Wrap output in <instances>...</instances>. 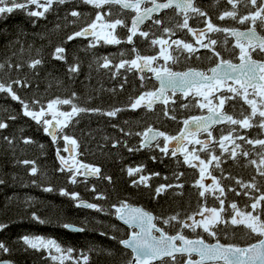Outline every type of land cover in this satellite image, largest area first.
Returning <instances> with one entry per match:
<instances>
[{"label":"trees","instance_id":"obj_1","mask_svg":"<svg viewBox=\"0 0 264 264\" xmlns=\"http://www.w3.org/2000/svg\"><path fill=\"white\" fill-rule=\"evenodd\" d=\"M198 5L208 17L211 16L213 11L210 0H199ZM109 8L111 13L104 17L105 21L122 19L127 25L117 26L115 29L114 34L121 43L93 41L90 36L68 40L69 35L91 23L97 11L103 12ZM30 10H36L35 6H30ZM72 11L80 12L81 16H71ZM134 14L130 10L121 11L119 5H105L103 9H95L92 5L83 3V0H66L65 4H54L44 17H30L25 10H14L0 16V64L4 65L0 69V82H24L23 85L13 84V91L32 109L38 110V105L33 103L35 100L46 107L49 101L57 97L71 98L72 93L76 94L73 103L79 108L99 109L100 111L79 112L73 116L58 137L66 134L74 138L77 141V158L81 162L98 166L101 172L100 177L78 176L76 183H72L71 176L74 173L66 168L60 171L63 165L57 156L59 150L66 157V142L58 138L54 143L40 124L23 115V107L19 101L13 100L7 93H0V122L8 125L7 128L0 129V180L3 181L0 183V224L7 225L0 230V242L9 249L6 253L0 252V259H10L12 264H58L51 260L46 250H33L22 240L24 236H43L55 239L64 248L75 249L73 256H78L81 251L87 254L89 264H127L132 253L118 241L128 236V229L115 216L116 207L113 205L118 206L124 199H136L153 208L161 220L177 213L181 220L187 219L197 213L205 201L209 207L219 206L212 196H199L201 189L194 186L199 179V169L189 168L182 161L183 158L167 155L166 158L156 160L135 150L140 149L142 139L136 133H142L146 124L153 125V121L150 120L151 116H146L142 121L143 114H133L136 110L129 109L128 105L141 93L152 90V82L144 76L142 80V75L135 69L128 70V65L118 71L116 66L121 61H131L135 52L141 55L160 52V45H152L151 40L169 35L162 31L163 27L171 28L175 34L170 36H176L180 32L176 24L182 23V16L176 15L174 9H166L153 17L161 19L162 25H154L150 19L140 29L149 33L148 38L141 37L138 32L133 42L128 43V29ZM204 19L194 17L192 21L197 25L204 23ZM193 23L191 27H195ZM58 46L65 49L63 60L54 58L55 48ZM104 58L111 62L108 68L102 67ZM35 59L42 63L33 69L29 65ZM206 59L196 60L194 65L213 61ZM73 65H79V70L75 73L69 71ZM235 100L237 106L233 107L232 113L234 118H241V111L247 114L250 108L242 98L237 97ZM59 107L64 111H71L70 105ZM116 108L123 111L118 112L115 117L103 114ZM12 116L16 118L10 119ZM224 126L227 134L228 125ZM233 135H243L246 139H264V131L255 126L241 129ZM25 140L30 143H25ZM237 142L250 155H238L236 160H232L227 158V153L223 154V177L229 178H222L219 169L212 166L209 168L211 176L208 178L212 180L211 177L215 176L224 188L221 198L225 201L226 217L230 212V203L235 202L242 209L250 203L249 196L244 194L249 190L241 188L236 180L249 182L255 177L259 191L251 190V195L259 196L264 193V177L259 176L256 167L248 163L250 159L259 160L256 154L262 151L261 147L256 145L253 148L243 140ZM129 148L134 150L129 151ZM215 154L220 156L221 150H217ZM25 160L34 163L24 164ZM162 160L164 161L161 163L157 162ZM144 162L147 163L146 172L152 181L147 187L133 185V181H138L139 176H130L127 169L141 166ZM32 167L37 169L35 174L31 173ZM155 173L159 175H154ZM180 173L183 175H179ZM161 185L173 187L166 188L157 196L155 190ZM176 185L183 187H175ZM45 188H52V191H45ZM62 190L69 194L78 193L79 199L73 200L70 195H62ZM237 192L240 194L237 195ZM101 196L102 198H98ZM82 199L97 204L103 211L78 207V202ZM34 215L46 223H39L33 219ZM64 224L84 227L86 231H71L64 228ZM180 227L179 223L172 221L171 225L163 228L168 233H175ZM217 227L224 229L218 231L220 242L247 245L259 239L255 235H246L247 230L243 225ZM102 232L107 235H100ZM183 233L190 238L203 237L205 240L216 241L198 229L193 232L190 228H185ZM112 236L116 239H111ZM90 249L94 250L89 251ZM185 258L178 255V264H183ZM65 264H71V261H65Z\"/></svg>","mask_w":264,"mask_h":264},{"label":"snow or ice","instance_id":"obj_2","mask_svg":"<svg viewBox=\"0 0 264 264\" xmlns=\"http://www.w3.org/2000/svg\"><path fill=\"white\" fill-rule=\"evenodd\" d=\"M218 2V0H217ZM66 0H0V16H5L12 13L14 10H25L30 17H44L45 14L53 7L54 4H65ZM83 3L92 5L95 9H103L105 5H119L120 10H130L135 13L131 21V27L128 29L129 35L127 42L132 43L133 37L139 35L144 38H148L149 33L146 31H140L139 26L142 25L146 20L152 19L154 25H162L161 19H153L154 13L162 12L166 9H174L176 15L182 16V23H177L176 27L181 29H187L189 33L195 37V43L200 48H209L213 51V54L218 58L216 66L209 69L211 75L205 72L197 71L195 69H189L185 72L173 71L168 66V61L172 63L178 62V56L173 57L167 54V48L171 47L169 41L163 38H155L151 40L152 45H160V56L164 58L165 63L159 68L152 67L153 61L157 60L155 56L142 57L139 54L136 58L131 61H121L117 66V71L121 68L129 66L128 70L138 69L143 72L144 69L152 72L155 79L159 82V87L154 91H146L141 93L138 97L132 99L128 105L132 110L138 108L152 109L154 104L159 102L164 105L169 103V93L173 95L176 92L183 94L185 98L189 95L197 97L202 96L203 102L199 104V107L208 109V115L206 116H193L183 121V129L176 136H169L166 133L154 130L152 127H148L143 133H136V135L142 136L140 147L151 148L155 142V147L159 149L164 155H169V145H172L171 155L176 156L177 153L184 155V162L190 167L199 168V179L195 182V187L201 189L199 191L200 197H205L206 194L212 196L218 201L219 206L209 207L207 203L201 205L200 210L194 215H190L187 219L181 220L179 214L170 216L163 219V223L171 225L172 221H176L181 225L175 235H169L163 227L158 226L154 221L158 219L148 211L133 207L127 202H121L116 207L115 215L125 225H128L132 231L128 234L127 239H120L119 244L123 245L125 249L131 250V257L128 259L127 264H178L177 256L179 255L183 259V264H264V193L259 196H252L251 190L259 191L257 184L255 183V177L252 181L243 182L236 180V183L245 191V195L249 196L250 203L245 207L239 208L235 202L230 203V212L227 217L224 215L226 209L224 207L225 201L221 197L224 195V188L220 185L219 180L215 176H212V183L206 185L203 181L205 180L206 174L211 176L208 172L210 166L221 171L223 177V169L221 164L224 162L223 154L227 153V158L236 160L238 155L243 157H249L250 152L245 150L241 144L237 143V140H243L246 144L252 145L255 148L259 145L262 149L256 155L257 159H250L249 164L256 167V171L259 176L264 177V139H246L243 135L233 136V133L238 132L241 129H250L252 127H258L264 131V60L253 59L252 53L258 52L260 55H264V36L260 35L257 31V22L262 30H264V0H227V3L232 5V10L224 11L220 14L217 19L223 21L226 18L235 21L238 24H248L249 27L241 31L236 28L220 27L212 23L208 14L202 11L196 6L195 0H83ZM243 3L245 7L248 5L252 6V9L245 15H240L237 11V5ZM150 5V6H147ZM30 6H35L36 10H30ZM42 9V10H41ZM111 13V8L107 11H97L95 19L87 24L86 27L80 31L74 32L68 36V40L71 41L76 37L82 36H99V27H106L110 29L108 33L102 37L106 43L119 44L121 40L114 35L117 26H124L122 19H115L114 21H105L104 17ZM191 14H195L196 17H204L205 28L193 29L189 26V20L193 18ZM73 17H80L81 13L72 11L70 13ZM162 31L169 35L175 33L171 28L163 27ZM208 33H225V43H227L228 37L235 38L234 50L239 49L238 60L239 63H233L232 60H225L220 56L219 52L215 51L217 40L212 39L208 36ZM207 38V43L205 39ZM172 44L176 46L178 53L187 52L193 54L198 49L194 47L192 43H186L182 40H174ZM95 46V44H93ZM167 46V47H166ZM135 51V49H133ZM65 49L61 46L55 48L54 58L63 60ZM199 58V57H197ZM42 63L41 60H33L29 67L35 69L37 65ZM110 61L104 58L102 67L108 68ZM20 67V65H16ZM4 65L0 64V69H3ZM79 70V65L70 66L69 71L75 73ZM143 80L144 77L142 76ZM231 82V83H229ZM24 82L20 80H13L11 83L5 84L0 82V93H7L13 100L19 101L23 107V115L30 117L37 124L43 127V131L51 136L52 141L55 143L58 138L63 139L67 145H76L77 141L63 134L58 137V132L62 133L63 129L68 126L71 118L77 115L79 112L84 111H100L99 109H83L79 108L73 100L76 97L75 93H72L71 98L61 99L57 97L47 103L45 107L40 103L39 100L33 101L34 104L38 105L37 109H32L28 103L21 99L13 91V84L23 85ZM226 89V91H223ZM220 92L219 96L215 93ZM230 94V95H229ZM209 97H212L211 99ZM240 97L249 106L250 111L244 114L243 110L240 113L241 118H234L222 111L226 101L236 99ZM213 100L217 101L216 105H213ZM174 103V101H173ZM57 105H70L71 111L64 112L59 111ZM188 107V105H183ZM123 109L116 108L106 113L109 117H115L118 112ZM167 111L165 115H167ZM51 117L50 119L48 117ZM12 116L10 119H15ZM258 118V119H257ZM172 119H175L173 116ZM255 121V123H253ZM217 124H227V134L221 129V133L218 139L212 137V126ZM233 126H238L233 127ZM8 125L4 122H0V129L7 128ZM123 131V129H121ZM207 133L209 139L200 140L198 135L200 133ZM131 135V133H126ZM163 137L165 143L161 147L159 138ZM191 138V139H189ZM7 139V138H6ZM175 142L174 144L172 142ZM25 143H30L29 140H25ZM218 145L221 150V155L215 154V149L210 146L212 143ZM192 144L193 148L189 151L188 145ZM196 145H199V151H206V159H201L200 155L197 154ZM231 146V147H230ZM129 151L134 149L129 148ZM139 150V148L135 149ZM239 150V152L237 151ZM65 152L69 151L66 146ZM58 158L62 164L65 165L69 172L74 174L71 176V182L76 183V176L80 174V168H84V175H95L100 172L98 167H90L88 165L75 166V162L69 163L63 156L59 155L57 150ZM155 159V157H153ZM198 161V163H194ZM215 162V163H213ZM24 164L34 163L27 160L23 161ZM60 171H64V167L60 168ZM128 174L131 176L135 173H141L142 167L128 168ZM37 169L31 168V173L35 174ZM154 175H159L155 173ZM179 175H183L180 173ZM179 177H177L178 179ZM107 179H111L107 177ZM149 177L141 175L139 180L133 181V184H144L147 187V180ZM0 183H3L0 180ZM173 187V185H161L156 188V195H160L166 188ZM175 187H183V185H176ZM235 191V189H229ZM45 191H52V188H45ZM93 191L95 189L93 188ZM62 195H70L73 200L79 199L78 193L69 194L66 191L61 192ZM237 195L240 193L237 192ZM98 198H102L98 197ZM78 207H84L88 209H95L96 211H103L97 204L81 202L77 205ZM250 209V210H249ZM196 216L200 219L197 220ZM33 219L43 224L46 221L40 219L37 216H33ZM191 220V223L188 221ZM243 225L247 230L246 235H255L258 237L256 243L249 244L248 246L241 247L237 244H225L221 243L218 237V231L224 229H218L217 226L224 225ZM7 225L0 224V230L6 228ZM64 228L70 229L75 232H84V227H74L70 224H64ZM185 228H190L193 232L197 229H202L204 233H207L210 237L216 240L215 243H206L203 237L198 239H189L183 234ZM154 233H158L155 235ZM102 236H106L107 233H100ZM111 239H116L112 236ZM23 243L37 251L46 250L52 261H57L58 264H65V261H71V264H89V256L82 251L78 256H73V252L76 251L73 248L62 247L55 239L45 238L43 236H24L22 237ZM179 242V243H177ZM55 251V255L53 254ZM90 249L89 251H93ZM9 249L3 242H0V252H8ZM110 254V253H109ZM197 256L198 259H193V256ZM0 264H7V262H0Z\"/></svg>","mask_w":264,"mask_h":264},{"label":"flooded vegetation","instance_id":"obj_3","mask_svg":"<svg viewBox=\"0 0 264 264\" xmlns=\"http://www.w3.org/2000/svg\"><path fill=\"white\" fill-rule=\"evenodd\" d=\"M198 1L199 0H195V4H196L197 7H199L202 10V8L198 5ZM147 6H149V5H147ZM210 7H211V11H213V13L210 16L213 24L218 25L220 27L236 28V29H239V30L247 29L249 27L248 24H238L235 21H233L231 19H228V18H226L223 21L217 19V17L220 14H222L224 11L232 10V5L228 4L227 0H218V2H217V0H210ZM250 10H254V9H252L251 5H248L247 7H245V5L243 3H239L237 5V11L239 12L240 15H245ZM156 15H158V14H156ZM156 15H154V16H156ZM190 15H192L193 18L196 17L195 14H191L190 13ZM193 18L189 20V26L190 27H191V23H193V21H192ZM147 21L144 23V25L147 23ZM193 24L195 25L196 23H193ZM256 27H257V31L261 35L264 36V30H262L260 28L259 22H257V26ZM192 28L193 29L205 28V24L204 23H200V24L195 25V27H192ZM102 29H103V27L101 28V30ZM179 29H180V32L178 34H176V36L167 35V36L162 37L163 39L168 40L169 41V45H171V47L167 48V54H169V55H171L173 57H177L178 56V62L172 63V61H168V66H170L173 71H185V70L190 69V68H195V69H200L203 72L209 74L210 73L209 69H211L213 66L216 65V63L218 62V58H216L214 56L213 51L211 49H209V48H200L199 45H197L195 43V37H193L192 34L187 31V29H181V28H179ZM225 35H226L225 33H208L209 37H211L212 39L217 40V44L215 46H213L215 48V51L219 52L220 56L223 59L232 60L233 63H238L239 60H238L237 57H238L239 49H235L234 50L235 38L229 36L228 40H227V43H225ZM174 40H182V41H184L186 43H192L194 45V47H196L198 49V51H196L193 54H189L186 51L183 52L182 54L178 53L175 50L176 46L174 44H172V41H174ZM204 42L205 43L208 42L207 38L205 39ZM137 54L141 55V53L135 52V56H134L133 59L136 58ZM143 56H146V57L155 56V57H157V60L153 61L152 67L159 68L161 65H163L165 63L164 58L162 56H160V52H158L157 54H153V55H143ZM252 56H253V59L264 60V55H260V54H258V52H253ZM197 57H199V58H197ZM202 58L203 59H205V58L211 59L213 61L210 62V63L206 62L205 64L199 65V66L194 65L195 64L194 62L196 60L199 61ZM183 59H186V61L184 62ZM189 60H191V61H189ZM135 70L137 71V73L139 75H142L145 78L151 80V82H152V85H151L152 86V90H149V91H154V90H156L159 87V83L154 78V76H153L154 74L152 72H150L148 70H145L143 72H140L138 69H135ZM229 83H231V82H229ZM223 91H226V89H224ZM168 95H169L170 99H169V103L167 105H164L162 103L157 102V103L154 104L152 109H146V108L141 107V108L136 109V112L133 113L135 115H139L140 114L139 116H141V114H143L141 116L142 117V121H144V119H146V116H151L150 120L153 121V123H152L153 125L146 124V126L144 127L142 133L148 127H154V128H158V129L163 130V132L166 133L169 136H174V135H176L177 133H179L181 131V129L183 127V121L184 120L189 119L190 117H193V116H201V115L208 114V109L207 108L202 109V108L199 107V104L203 102V97L202 96L197 97V96H194V95H189L187 98H185L183 96V94L180 93V92H176L174 95L172 93H169ZM215 95L219 96L220 92L215 93ZM209 98L211 99L212 97H209ZM173 101H174V103H173ZM185 104L188 105V107H184L183 105H185ZM216 104H217V101L213 100V105H216ZM234 106L235 107L237 106V101L235 99L228 100V101L225 102L222 111L233 116L232 109H233ZM129 109H131V108H129ZM166 111L168 113L167 115H165ZM173 116L175 117V119H172ZM147 122H148V120H147ZM154 124H155V126H154ZM224 125H226V124L213 125L212 129H211L212 137L218 139L219 136H220V133H221V129L225 130V128H226V126H224ZM197 138L200 139V140L209 139L208 134L204 133V132L200 133ZM142 139H143V137H142ZM142 139H141V141H142ZM189 139H191V138H189ZM159 143H160L161 147L164 146L165 141H164L163 137L159 138ZM195 147L197 149V154L200 155L201 159H206V151H199V148H200L199 145H196ZM210 147L215 149V153L217 152V150H220L218 145L215 144L214 142L212 143V145ZM188 148H189V151H191L192 148H193V145L189 144ZM139 151L142 152L143 154L145 153V154L150 155L151 159H153V157H155L156 160L167 157V155H164L163 153H161L159 151L158 148L155 147V143L153 144V147H151V148L140 147ZM171 151H172V148L169 149V155L171 157L178 158L180 156L181 159L183 158L182 161H184V155L182 153H177L176 156H172L170 154ZM69 159H71L69 163H72V161H74V162L77 161V163H79L78 162V158L77 159L73 158V155H70V157H67V160H69ZM164 160L157 161V162L161 163ZM194 163H198V161H194ZM184 164L187 165L189 168H193V167H190L187 163H184ZM146 165H147V163L144 162L143 165H141V166L137 165L136 167H134V168L142 167V169H143V171L141 173H135V174L136 175L138 174L139 177L141 175L149 177L150 175H148V172H146V171H148L147 168L145 167ZM196 169H199V168H196ZM139 177L137 178L138 180H139ZM151 181H152V179H151ZM151 181H150V178H149L147 180V182H146L147 185H149V182H151ZM136 185L145 186L144 184H136ZM123 202L131 203L132 205H135V206H141L145 210H148L149 212H151L155 217L158 218V216H159L157 214V212H155V210L153 208L148 207L146 205V203H144V202H138V201H136V199L134 201H130V200L124 199ZM119 222L124 227H126L128 229V234L132 231V229L129 228L128 225H125L120 220H119ZM154 222H156L158 224V226H160V227H165L166 226V224H164L163 220H161V219H158L157 221H154ZM164 230L166 231V228ZM175 233H171V234H175ZM155 234L158 235V233H155ZM184 235H186V234H184Z\"/></svg>","mask_w":264,"mask_h":264},{"label":"water","instance_id":"obj_4","mask_svg":"<svg viewBox=\"0 0 264 264\" xmlns=\"http://www.w3.org/2000/svg\"><path fill=\"white\" fill-rule=\"evenodd\" d=\"M161 2H162V0H161ZM150 6V5H149ZM160 13V12H159ZM159 13H154L153 15H155V14H159ZM134 17V16H133ZM132 17V18H133ZM147 21V20H146ZM145 21V22H146ZM144 22V23H145ZM143 23V24H144ZM143 24L142 25H140L139 26V29L143 26ZM130 27H131V25H130ZM98 28H99V26H98ZM244 30H246V29H242L241 31H244ZM261 35V34H260ZM134 38V37H133ZM141 56V55H140ZM143 57V56H142ZM257 60V59H256ZM239 63V62H238ZM216 66V65H215ZM215 66H213V67H215ZM212 67V68H213ZM190 69H195V68H190ZM145 70H148V69H144V71ZM187 70H189V69H187ZM187 70H185V71H187ZM195 70H197V71H202V70H200V69H195ZM185 71H176V72H185ZM203 72V71H202ZM208 75H211V73H209ZM154 76V75H153ZM154 78H155V76H154ZM159 83V82H158ZM206 115H208V114H206ZM206 115H203V116H206ZM202 116V115H201ZM191 118V117H190ZM183 127H184V125H183ZM183 127H182V129H183ZM154 130H159V131H162L163 132V130H161V129H158V128H154V127H152ZM181 129V130H182ZM180 133V132H179ZM179 133H177L176 135H178ZM176 135H174V136H176ZM51 137V136H50ZM155 143V142H154ZM173 144L175 143L174 141L172 142ZM68 147H69V153H70V155H72L73 154V145H68ZM172 148V145L170 144L169 145V149H171ZM59 155L61 156V154L59 153ZM58 156V155H57ZM59 159V158H58ZM59 161L61 162V160L59 159ZM73 163V162H72ZM61 164H62V162H61ZM71 164V163H70ZM81 164H83V165H88V166H90V167H94L93 165H91V164H88V163H81ZM80 164V165H81ZM63 165V164H62ZM65 168H67L65 165H63ZM75 166H76V163H75ZM79 167V166H78ZM80 170H82V173H81V175L82 176H85V177H99L100 176V172L98 173V174H95V175H84V172H85V169L84 168H80ZM81 202H84V203H90L89 201H87V200H80L79 202H78V204H80ZM129 205H131V206H133V207H138V208H142V209H144L143 207H141V206H135V205H132V204H130V203H128ZM145 210V209H144ZM146 211H148V210H146ZM149 212V211H148ZM149 213H151V212H149ZM152 214V213H151ZM153 215V214H152ZM154 216V215H153ZM121 221V220H120ZM123 222V221H122ZM70 225H73L74 227H78V226H76V225H74V224H70ZM155 235H157V234H155ZM170 235V234H169ZM128 238V237H127ZM127 238H125V239H127ZM193 240H195V239H193ZM206 242V241H205ZM257 242V241H256ZM256 242H254V243H256ZM178 243V242H177ZM207 243V242H206ZM212 243H215V242H212ZM245 246H248V245H245ZM245 246H241V247H245ZM194 260L195 259H198V257H196V258H193ZM0 262H7V264H12V261L10 260V259H2V260H0Z\"/></svg>","mask_w":264,"mask_h":264},{"label":"rangeland","instance_id":"obj_5","mask_svg":"<svg viewBox=\"0 0 264 264\" xmlns=\"http://www.w3.org/2000/svg\"><path fill=\"white\" fill-rule=\"evenodd\" d=\"M110 31V29H108V28H106V27H103V29L101 30L100 28H99V36L101 37V38H97L96 36H91V39L93 40V41H99V40H102L103 38L102 37H104V35L106 34V33H108ZM115 35V34H114ZM58 109H62V108H60L59 107V105H57L56 106ZM62 110H64V109H62ZM50 119V118H49ZM59 133V132H58ZM233 136H236V135H233ZM237 142V141H236ZM238 143V142H237ZM231 147V146H230ZM208 172H209V169H208ZM208 176L209 175H207L206 174V176H205V180L203 181L205 184H211L212 183V180H210V178H208ZM196 219L197 220H199L200 219V217L199 216H196ZM192 222V221H191ZM199 231H201V232H203L202 231V229H198ZM53 254L55 255L56 253H55V251L53 250Z\"/></svg>","mask_w":264,"mask_h":264}]
</instances>
